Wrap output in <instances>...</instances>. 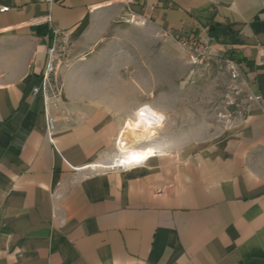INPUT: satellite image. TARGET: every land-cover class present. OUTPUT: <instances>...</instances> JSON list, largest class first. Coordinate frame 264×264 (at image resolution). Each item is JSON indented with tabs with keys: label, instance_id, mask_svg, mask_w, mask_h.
Returning a JSON list of instances; mask_svg holds the SVG:
<instances>
[{
	"label": "crops",
	"instance_id": "1",
	"mask_svg": "<svg viewBox=\"0 0 264 264\" xmlns=\"http://www.w3.org/2000/svg\"><path fill=\"white\" fill-rule=\"evenodd\" d=\"M120 4L0 0L9 6L0 11V264H264V0L129 4L166 33L236 59L240 92L229 122L163 106L162 125L138 144L154 154L143 165L84 177L115 157L116 133L139 106L92 62ZM47 14L74 48L49 106L52 140L31 93L46 65Z\"/></svg>",
	"mask_w": 264,
	"mask_h": 264
},
{
	"label": "rangeland",
	"instance_id": "2",
	"mask_svg": "<svg viewBox=\"0 0 264 264\" xmlns=\"http://www.w3.org/2000/svg\"><path fill=\"white\" fill-rule=\"evenodd\" d=\"M109 20L94 49L98 56L92 62L98 74L104 76L105 84H120L123 102L136 97L138 107L143 105L137 108L146 113L163 118L161 109L166 106L171 113H187L189 120L195 119V112L215 117L227 106L234 83L220 59L193 54V42L199 39H181L166 33L156 24L133 16L123 3L110 14ZM137 108L128 118L133 117ZM217 124L223 126L221 122ZM142 142L132 146L147 149L138 147Z\"/></svg>",
	"mask_w": 264,
	"mask_h": 264
},
{
	"label": "built area",
	"instance_id": "3",
	"mask_svg": "<svg viewBox=\"0 0 264 264\" xmlns=\"http://www.w3.org/2000/svg\"><path fill=\"white\" fill-rule=\"evenodd\" d=\"M40 1L48 6L50 9L51 6L54 3V0H37ZM121 3L125 5H129L134 2V0H119ZM9 9V6H3L0 7V11L4 12ZM46 22L48 23L50 34H51V40L50 44L48 46L47 50V59H46V65L45 68L41 74V80L39 81V84L36 86H33L31 89V93L34 97L41 96L43 101V106L45 108L44 112V118L46 122V131H47V137L52 140L51 133L54 127L53 117L50 114V108L49 106L54 103L55 100L60 99L63 95L62 92V82L60 78V70L62 68H67L69 65V61L73 54V40H72V33L68 29H63L55 24L54 19H52V16L50 14H47ZM195 45L192 48L193 54L202 57V58H210V59H220L223 63V66L225 70L228 72L229 77L233 84V91L231 94H228L227 96V106L224 109H220L217 112V116L222 118L225 122H229L232 120V116L234 114V110L231 107L234 102V96L240 92V87L235 83L237 79L240 77V70L241 66L240 63L232 58V57H225V56H217L213 55L208 47V43H206V40L199 39L193 42ZM222 57V58H221ZM258 62L264 63V49L262 47H259L257 52ZM254 100H258V96L252 97ZM119 137V136H118ZM118 137L115 139V145H116V155L115 157L110 160L108 163H100V164H89L87 166L86 173L84 174V177L91 174H98L103 171H110L115 169H127L131 166H138L143 165L145 161L153 156L154 154L151 153L144 159H140L137 162L133 164H123L122 159L120 157L123 156V153L121 150L118 149ZM77 170V168H75Z\"/></svg>",
	"mask_w": 264,
	"mask_h": 264
},
{
	"label": "bare ground",
	"instance_id": "4",
	"mask_svg": "<svg viewBox=\"0 0 264 264\" xmlns=\"http://www.w3.org/2000/svg\"><path fill=\"white\" fill-rule=\"evenodd\" d=\"M162 121L160 116L146 113L140 109L134 112V117L128 118L127 123L120 130L117 142L118 149L123 153V156L120 157L123 164H133L152 153L151 149H137L132 144L152 139L158 126L162 125Z\"/></svg>",
	"mask_w": 264,
	"mask_h": 264
},
{
	"label": "trees",
	"instance_id": "5",
	"mask_svg": "<svg viewBox=\"0 0 264 264\" xmlns=\"http://www.w3.org/2000/svg\"><path fill=\"white\" fill-rule=\"evenodd\" d=\"M87 20H84L81 25L78 27L77 32L80 33L81 30L86 26Z\"/></svg>",
	"mask_w": 264,
	"mask_h": 264
},
{
	"label": "snow or ice",
	"instance_id": "6",
	"mask_svg": "<svg viewBox=\"0 0 264 264\" xmlns=\"http://www.w3.org/2000/svg\"><path fill=\"white\" fill-rule=\"evenodd\" d=\"M133 159H136V157H133Z\"/></svg>",
	"mask_w": 264,
	"mask_h": 264
}]
</instances>
